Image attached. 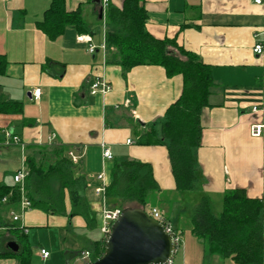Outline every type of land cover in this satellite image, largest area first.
<instances>
[{
	"label": "crops",
	"instance_id": "obj_1",
	"mask_svg": "<svg viewBox=\"0 0 264 264\" xmlns=\"http://www.w3.org/2000/svg\"><path fill=\"white\" fill-rule=\"evenodd\" d=\"M53 1L0 0V56L5 62L0 72V104L10 101L22 108L14 111L1 105L0 150H22L20 145L5 143L4 131L9 130L21 138L26 157L35 156L45 144L74 151L88 180L87 196L97 225L102 222L103 205L94 191L101 184L98 175L105 174L108 186L115 162H148L160 187L154 193L163 194L149 207L162 210L182 236L176 251L183 247L182 253L172 264H240L231 257L207 254L202 239L191 230L194 213L190 216V211L195 212L199 200L188 205L191 210L174 201L182 199V192L177 190L167 145L138 142L139 135L152 128L161 137L166 111L183 92V75L169 76L160 65H139L125 77L121 65L108 63L101 47L106 9L101 20L96 0H64L66 10L79 11L84 24L68 25L51 37L41 23ZM123 2L111 0L117 7ZM143 3L147 30L153 36L176 40L212 69L215 87L202 112V142L195 149L200 173L195 190L211 202H222L224 194L234 189L264 201V134L250 133L251 125L264 120L261 113L252 112L264 97V55L253 51L257 40L264 41V4L253 0ZM79 35L91 36L97 46L94 53L87 42L77 39ZM97 78L106 79L111 90L92 94ZM36 89L41 90L39 99L33 96ZM53 133L56 138L50 142ZM102 144L110 147L113 159L104 158ZM65 201V214L31 208L14 221L11 211H19L18 205L9 206L0 198V264H20L23 244L30 250L29 264H84L82 253L105 236L101 232L99 238L93 230L97 226L89 227L84 217L69 216L68 192ZM262 216L264 223V207ZM10 241L19 244L18 252L10 249ZM42 249L50 252L47 258H42Z\"/></svg>",
	"mask_w": 264,
	"mask_h": 264
},
{
	"label": "trees",
	"instance_id": "obj_2",
	"mask_svg": "<svg viewBox=\"0 0 264 264\" xmlns=\"http://www.w3.org/2000/svg\"><path fill=\"white\" fill-rule=\"evenodd\" d=\"M105 15L107 62L121 65L125 77L127 71L139 65H160L169 76L183 75V92L166 111L161 137L152 128L141 133L138 142L166 144L177 190H195L200 178L195 149L202 142V112L209 105L215 87L211 67L176 40L153 36L147 30L148 15L143 0H124L121 7L110 3ZM83 22L79 11L68 12L64 0H54L41 26L51 37H56L68 25L80 27ZM4 64L0 56V72ZM1 105H9V110L12 107L14 111L22 110L10 101L0 104L3 110ZM37 150L43 156L48 152L54 159L45 163L38 162L33 154L27 156L29 176L25 183L31 208L65 214L68 192L69 216L80 215L89 227H96L97 215L87 196L88 180L82 174L80 159L74 162L69 156L70 149L63 145L45 144ZM159 190L150 163L123 160L113 166L106 197L113 208L124 209L136 204L146 210L151 194ZM4 196H8L7 205L17 206L19 185L0 183V198ZM263 207V200L247 196L243 189H234L224 194L221 210L215 213L210 198L201 196L190 220L191 230L202 239L209 255L231 257L240 264H263ZM105 245V238L93 242L89 248L93 260L102 256ZM29 257L28 245L23 244L20 264H29Z\"/></svg>",
	"mask_w": 264,
	"mask_h": 264
},
{
	"label": "built area",
	"instance_id": "obj_3",
	"mask_svg": "<svg viewBox=\"0 0 264 264\" xmlns=\"http://www.w3.org/2000/svg\"><path fill=\"white\" fill-rule=\"evenodd\" d=\"M257 4H264V0H253ZM111 3V0H101V4L103 7V10L106 9L109 4ZM79 41L87 42L88 43V50L91 53H94L97 49V46L93 43L91 36L89 35H79L77 38ZM101 47L106 50V44L103 42ZM253 51L255 54L258 56L264 55V41L257 40L254 47ZM111 90V85L110 83L103 78H97L94 83L91 86V93L96 94V93H102L106 94ZM41 95V90L36 89L33 92V96L35 99H39ZM252 112L254 113H261L264 117V97L261 101L260 104H256L252 107ZM250 133L252 136L259 137L264 134V120L260 123H255L251 125L250 127ZM5 135V143L6 144H15V145H20L23 152L25 151V146L22 143L21 138L18 135L13 134L9 130L4 131ZM56 138V135L53 133L50 136V142H52ZM131 141L129 140L128 143ZM102 149H103V156L104 158L111 160L113 159V154L111 152V149L109 146L106 144H102ZM69 156L72 158L74 162H77L79 160V157L74 153V151H69ZM27 157L23 158V163L21 167L14 173V183L19 185V201H18V207L19 211H11V216L14 221H18L21 219L23 214L28 210L31 209V201L27 196V190H26V178L29 176V168L26 164ZM98 179L101 181V184L95 188V194L100 196L103 201L102 205V222L100 226L101 232L105 236V240L108 238L109 234L112 231V224L115 220H117L121 213L122 210L121 208H110L106 202L107 197H106V189H107V181L105 174L102 172L98 175ZM2 202L6 203L8 202V196L2 197ZM264 202V201H263ZM148 214L161 222L166 231L173 234L174 240L176 243L177 250L179 246L182 243V236L181 234L173 227L172 223L170 220L167 218L165 213L160 210L156 206H151L149 207ZM3 226L0 225V229H2ZM23 230H26L25 227L22 226ZM176 250V251H177ZM49 251L42 249L41 250V256L42 258H47L49 256ZM82 258L84 259V264H91L94 260L91 257V252L90 251H85L82 253ZM167 264H172V260L169 261Z\"/></svg>",
	"mask_w": 264,
	"mask_h": 264
},
{
	"label": "water",
	"instance_id": "obj_4",
	"mask_svg": "<svg viewBox=\"0 0 264 264\" xmlns=\"http://www.w3.org/2000/svg\"><path fill=\"white\" fill-rule=\"evenodd\" d=\"M96 2L102 20L101 0ZM9 247L15 252L20 248L16 241H10ZM176 250L173 234L161 222L142 207H127L113 222L104 253L91 264H167Z\"/></svg>",
	"mask_w": 264,
	"mask_h": 264
},
{
	"label": "rangeland",
	"instance_id": "obj_5",
	"mask_svg": "<svg viewBox=\"0 0 264 264\" xmlns=\"http://www.w3.org/2000/svg\"><path fill=\"white\" fill-rule=\"evenodd\" d=\"M22 151L23 150H20L18 147H17V149H13L11 147H7V148H4V149L0 150V159L2 161V162H0V167H1V170H0V182L14 183V178H13L14 173H15L16 169L18 168V166L21 167V165H22V164L20 165V160L22 158L26 157L25 156V152H22ZM34 154H35L36 159H37L38 162L43 160V161H45V163H48V161H51V159L53 158L52 155H50L48 152H47V155H45V156H43L42 154H40L38 152H34ZM159 195L163 196V194L152 193L151 194V199H150V204L157 203L158 202L157 198L160 197ZM200 195H201V192L198 189H196L194 191L182 192L181 193L182 199L180 201H177L176 198H173V199H174L175 202H178L180 204V207L183 208V207H186V206L188 207V205H194L195 204V200H199L200 199ZM107 203H108V201H107ZM130 206L139 207L136 204H132ZM212 207H213V211L215 213L220 212L221 207H222L221 199L220 200L214 199L213 202H212ZM188 209L191 210L189 207H188ZM146 210L149 211V206L147 207ZM193 213L194 212L190 211V216ZM186 215H189V212L186 211ZM100 226H101V222H98L97 227L93 229L94 232L96 233V235L99 238L101 237ZM182 248L183 247H180L179 251L175 254L174 258H176V260L179 259L180 255L182 253Z\"/></svg>",
	"mask_w": 264,
	"mask_h": 264
}]
</instances>
